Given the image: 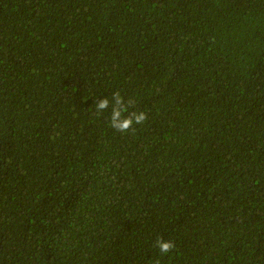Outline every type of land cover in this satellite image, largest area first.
<instances>
[{
  "label": "trees",
  "instance_id": "obj_1",
  "mask_svg": "<svg viewBox=\"0 0 264 264\" xmlns=\"http://www.w3.org/2000/svg\"><path fill=\"white\" fill-rule=\"evenodd\" d=\"M157 262L264 264V0H0V264Z\"/></svg>",
  "mask_w": 264,
  "mask_h": 264
},
{
  "label": "clouds",
  "instance_id": "obj_2",
  "mask_svg": "<svg viewBox=\"0 0 264 264\" xmlns=\"http://www.w3.org/2000/svg\"><path fill=\"white\" fill-rule=\"evenodd\" d=\"M113 99L115 104L111 111L110 126L120 133L123 134L129 129H133V124H141L147 119L144 112H131L128 115H124V113L127 112V107L124 105L119 92L113 94ZM108 103L109 101L107 98L100 100L96 105L97 112L99 113L101 110L107 108ZM156 246L162 255L169 253L175 248V244L172 241L164 240L161 237L157 238Z\"/></svg>",
  "mask_w": 264,
  "mask_h": 264
}]
</instances>
